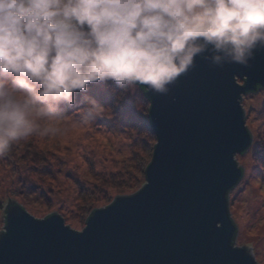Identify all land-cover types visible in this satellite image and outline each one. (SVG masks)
Wrapping results in <instances>:
<instances>
[{
  "label": "water",
  "instance_id": "1",
  "mask_svg": "<svg viewBox=\"0 0 264 264\" xmlns=\"http://www.w3.org/2000/svg\"><path fill=\"white\" fill-rule=\"evenodd\" d=\"M140 87L157 138L145 186L96 210L81 232L10 199L0 264H257L233 244L228 193L244 176L236 156L252 134L242 98L264 89V51L247 67L197 56L167 94Z\"/></svg>",
  "mask_w": 264,
  "mask_h": 264
},
{
  "label": "clouds",
  "instance_id": "2",
  "mask_svg": "<svg viewBox=\"0 0 264 264\" xmlns=\"http://www.w3.org/2000/svg\"><path fill=\"white\" fill-rule=\"evenodd\" d=\"M258 51L264 0H0V157L60 133L64 106L93 124L108 107L77 101L89 85L167 94L197 56L247 67Z\"/></svg>",
  "mask_w": 264,
  "mask_h": 264
},
{
  "label": "rangeland",
  "instance_id": "3",
  "mask_svg": "<svg viewBox=\"0 0 264 264\" xmlns=\"http://www.w3.org/2000/svg\"><path fill=\"white\" fill-rule=\"evenodd\" d=\"M85 94L108 107L93 124L78 126L75 108L64 106L67 116L56 124L60 133L29 137L0 157V233L10 199L37 219L55 212L81 232L85 204L105 208L117 195L135 193L147 182L141 170L157 138L144 123L149 102L142 90L126 91L109 81L77 92V101ZM242 107L252 144L236 156L244 176L230 192L229 211L238 228L235 246L250 249L257 264H264V89L243 95ZM125 181L133 184L125 187Z\"/></svg>",
  "mask_w": 264,
  "mask_h": 264
},
{
  "label": "trees",
  "instance_id": "4",
  "mask_svg": "<svg viewBox=\"0 0 264 264\" xmlns=\"http://www.w3.org/2000/svg\"><path fill=\"white\" fill-rule=\"evenodd\" d=\"M141 90H142V92H143V97L147 100V102H149V100H148V98H147V96H146V90L145 89H143V88H141L140 86H138ZM260 90H262V89H260ZM259 90V91H260ZM149 109H150V102H149ZM148 115H149V111H148ZM148 119H149V116H148ZM145 123V126L147 127V129L150 131V133L151 134H153L154 136H155V138H156V135H155V133L153 132V130H152V127H151V124H150V119L149 120H147V121H145L144 122ZM153 153H154V148H153ZM153 153L151 154V160L149 161V163L147 164V166H145L144 168H143V170H141V172L143 173V175H144V177H145V181H147V178H146V170H147V167L150 165V163H151V161H152V158H153ZM241 155V154H240ZM136 179L135 180H140V178L139 177H135ZM138 178V179H137ZM133 184V182H127V181H125V187H130V185H132ZM146 184V183H145ZM145 184L143 185V187L145 186ZM142 187V188H143ZM141 188V189H142ZM140 189V190H141ZM234 189V188H233ZM232 189V190H233ZM231 190V191H232ZM230 191V192H231ZM230 192L228 193V198H229V195H230ZM115 201V200H114ZM113 201V202H114ZM88 202H90V201H88ZM87 202V203H88ZM112 202V203H113ZM111 203V204H112ZM11 204H13V203H9L8 204V206H10ZM7 206V207H8ZM7 207H6V209H7ZM5 209V210H6ZM84 209H85V212H87V218H86V222L88 221V219L94 214V212L96 211V210H98V209H94V206H93V204H92V202H90L88 205L87 204H85V206H84ZM6 212V211H5ZM5 218H6V215H5ZM234 221V220H233ZM234 223H235V221H234ZM237 234H238V231H237ZM237 234H236V236L234 237V239H233V244H234V246H235V242H236V238H237Z\"/></svg>",
  "mask_w": 264,
  "mask_h": 264
}]
</instances>
